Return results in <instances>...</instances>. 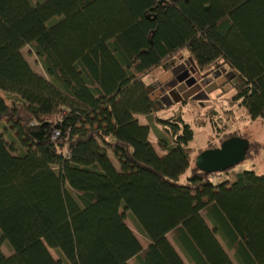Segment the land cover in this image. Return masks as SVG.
<instances>
[{"label": "trees", "instance_id": "1", "mask_svg": "<svg viewBox=\"0 0 264 264\" xmlns=\"http://www.w3.org/2000/svg\"><path fill=\"white\" fill-rule=\"evenodd\" d=\"M184 51L264 119V0H0V264H186L170 234L192 264H264V175L205 174L156 114L145 77Z\"/></svg>", "mask_w": 264, "mask_h": 264}, {"label": "rangeland", "instance_id": "2", "mask_svg": "<svg viewBox=\"0 0 264 264\" xmlns=\"http://www.w3.org/2000/svg\"><path fill=\"white\" fill-rule=\"evenodd\" d=\"M24 55L34 70L42 76H46L43 65L30 46L24 48ZM185 60V61H183ZM182 63H186L187 68L191 65L190 55L184 51L176 58L165 64L164 68H159L145 77V81L151 89V97L156 100L162 96V88L175 86L174 96L169 95L165 98L162 105H158L156 114L165 119H176L180 117L185 123L191 126L194 132V139L189 144L193 155V163L200 151H205L211 144L220 145L221 137L224 134H239L247 137L250 142H256L261 146V153L257 158H249L234 167L229 174L217 178L219 181L231 177L234 173L244 171H254L258 175H264V119H252L246 108L239 105H231V98L234 94L233 83H230L235 74L227 66L208 68L206 71L197 75L196 70L189 74L184 81L183 87L178 85V79L184 75L177 72V76L170 75L171 69L177 70ZM191 69V68H190ZM178 78V79H177ZM179 86V87H178ZM180 90H177V89ZM189 89L190 92H187ZM8 104L11 103L7 100ZM140 122L147 123L144 116L139 117ZM148 124V123H147ZM151 141L159 154H163L158 146V141L154 131L151 134ZM189 174V171L188 173ZM128 225L138 237L142 245L146 247L148 240L145 239L136 229L130 219ZM171 243L182 258H186L178 244L170 236ZM221 244L224 245L223 241ZM3 249L8 254L7 246ZM51 254L57 260L61 259L58 252L50 249ZM67 264V263H64ZM131 264H137L132 260Z\"/></svg>", "mask_w": 264, "mask_h": 264}, {"label": "water", "instance_id": "3", "mask_svg": "<svg viewBox=\"0 0 264 264\" xmlns=\"http://www.w3.org/2000/svg\"><path fill=\"white\" fill-rule=\"evenodd\" d=\"M176 1V0H173ZM251 142L242 137H232L219 148L208 149L196 158V167L205 174L226 172L247 159Z\"/></svg>", "mask_w": 264, "mask_h": 264}, {"label": "flooded vegetation", "instance_id": "4", "mask_svg": "<svg viewBox=\"0 0 264 264\" xmlns=\"http://www.w3.org/2000/svg\"><path fill=\"white\" fill-rule=\"evenodd\" d=\"M183 61H185V60H183ZM191 65H189V68H187V64L186 63H182L180 66H179V68L177 69V70H174V69H171V71H170V75H173V76H177V72H182L183 73V77L182 78H180V79H178L179 81H178V85L179 86H181V87H183V81H184V79L187 77V76H189L188 75V73L189 74H191V73H193L194 72V69L196 70V72H197V75H199V74H201V72H199L193 65H192V63H190ZM191 68V69H190ZM178 86V87H179ZM176 87L177 86H175L173 89H171V88H162L161 90H162V96H160L158 99H161L162 100V103H163V101L165 102V98H167L169 95H171L172 94V96H174V93H175V89H176ZM177 90H180L179 88L177 89ZM187 92H190L189 91V89H187ZM163 105H164V103H163Z\"/></svg>", "mask_w": 264, "mask_h": 264}, {"label": "crops", "instance_id": "5", "mask_svg": "<svg viewBox=\"0 0 264 264\" xmlns=\"http://www.w3.org/2000/svg\"><path fill=\"white\" fill-rule=\"evenodd\" d=\"M139 117L140 116H138L137 118L139 119ZM139 121H140V119H139ZM141 124L142 125H148L147 123H142L141 122ZM150 140H151V136H150ZM152 142V141H151ZM153 143V142H152ZM170 236H171V234L170 235H168V239H170ZM138 238V237H137ZM146 239V238H145ZM174 239V238H173ZM175 240V239H174ZM140 241V240H139ZM171 242V241H170ZM141 243V242H140ZM143 243H141V245H142ZM148 246V245H147ZM147 246L146 247H144L143 245H142V247L145 249V248H147ZM186 257V256H185ZM183 260H184V262L186 263V264H192V263H190V261H189V259L188 258H182ZM131 262L132 261H130V264H131Z\"/></svg>", "mask_w": 264, "mask_h": 264}]
</instances>
